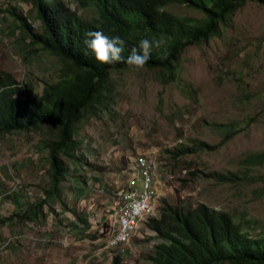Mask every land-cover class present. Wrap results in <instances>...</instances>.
<instances>
[{
    "label": "rangeland",
    "instance_id": "1",
    "mask_svg": "<svg viewBox=\"0 0 264 264\" xmlns=\"http://www.w3.org/2000/svg\"><path fill=\"white\" fill-rule=\"evenodd\" d=\"M11 6L40 24L28 0H0V73L43 93L46 83L59 79L65 62L21 48L15 18L6 11ZM167 8L204 17L185 3ZM178 65L172 81L147 66L111 71L116 92L111 113L85 110L76 121L80 160L69 162L61 194L42 207L52 186L43 141L57 130L42 125L0 135V217L14 214L0 225V264H111L115 254L128 264H152L148 256L157 237L145 221L125 245H107L114 192L125 180L120 170L141 154L162 180L159 214L163 199L184 206L205 202L264 230V164L247 161L264 152V5L247 1L220 34L187 46ZM203 140L216 149L198 147L179 158L168 151ZM202 171H237L245 178L218 182Z\"/></svg>",
    "mask_w": 264,
    "mask_h": 264
},
{
    "label": "trees",
    "instance_id": "2",
    "mask_svg": "<svg viewBox=\"0 0 264 264\" xmlns=\"http://www.w3.org/2000/svg\"><path fill=\"white\" fill-rule=\"evenodd\" d=\"M247 1L250 0H76L72 6L68 0H28L37 13L38 25L17 7L7 8L20 31L18 39L24 41L21 48L43 50L65 62L59 79L46 83L45 91L38 94L28 91L11 73H0V135L42 125L57 130L54 138L43 141L52 186L45 190L38 208L48 198L61 194L69 162L80 160L82 143L76 134V121L85 110L95 115L111 113L116 95L111 71L129 67L98 62L84 43L89 31L101 30L110 38L120 36L125 41V57L141 39L161 41L145 66L161 69L172 81L178 76V61L184 49L220 34L223 25ZM251 1L264 5V0ZM176 2L200 10L203 19L169 11L167 7ZM198 147L214 150L217 145L203 140L168 151L179 158ZM247 161L264 164V152L251 154ZM202 175L218 182L245 178L237 171H202ZM160 211L159 217L147 223L157 234L148 256L152 264H264V230L256 221L239 222L229 211L205 202L184 206L163 199ZM13 216L0 217V225ZM111 264L128 263L115 254Z\"/></svg>",
    "mask_w": 264,
    "mask_h": 264
},
{
    "label": "built area",
    "instance_id": "3",
    "mask_svg": "<svg viewBox=\"0 0 264 264\" xmlns=\"http://www.w3.org/2000/svg\"><path fill=\"white\" fill-rule=\"evenodd\" d=\"M68 1L75 5L76 0ZM133 163L127 186L116 192V207L108 224L109 248L125 245L141 222L148 223L150 218L160 216L158 202L161 191L158 183L162 180L157 177L153 163L146 155H139Z\"/></svg>",
    "mask_w": 264,
    "mask_h": 264
},
{
    "label": "clouds",
    "instance_id": "4",
    "mask_svg": "<svg viewBox=\"0 0 264 264\" xmlns=\"http://www.w3.org/2000/svg\"><path fill=\"white\" fill-rule=\"evenodd\" d=\"M85 39V45L91 49L98 62L107 65L124 63L133 70H142L151 59L153 48H159L161 41L141 39L137 46L131 48L130 53L125 57V41L120 36L109 37L101 30L89 31ZM157 237V234H156Z\"/></svg>",
    "mask_w": 264,
    "mask_h": 264
},
{
    "label": "crops",
    "instance_id": "5",
    "mask_svg": "<svg viewBox=\"0 0 264 264\" xmlns=\"http://www.w3.org/2000/svg\"><path fill=\"white\" fill-rule=\"evenodd\" d=\"M34 12H35L34 14L36 15L37 14L36 11ZM133 162H134V159H132L130 163L127 166H125L122 170H120L121 171L120 175L122 174V176L125 177V180H123L122 184L119 187H117L118 189H123L127 186L128 178L130 176V167L134 165ZM118 189H116V191L114 192L115 194Z\"/></svg>",
    "mask_w": 264,
    "mask_h": 264
}]
</instances>
